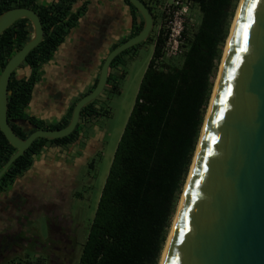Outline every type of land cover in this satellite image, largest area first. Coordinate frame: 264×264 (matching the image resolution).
<instances>
[{
  "label": "trees",
  "instance_id": "16d2710c",
  "mask_svg": "<svg viewBox=\"0 0 264 264\" xmlns=\"http://www.w3.org/2000/svg\"><path fill=\"white\" fill-rule=\"evenodd\" d=\"M76 1L50 0L41 5L36 0H0V13L13 7H28L36 11L43 27L41 41L23 60L31 68L30 73L17 76L14 70L7 85V119L22 138L37 128L57 129L69 121L74 103L67 118L52 125L24 114L22 108L28 104L37 80L34 69L51 59L56 46L75 26L82 9L74 10ZM141 1L152 13L156 0ZM191 1L201 17L193 30L189 27L185 30L184 51L176 56L179 62L161 59L163 35L162 32L155 34L152 56L142 74L75 264L160 262L237 5V0ZM124 2L130 7L132 36L141 29L143 20L128 0ZM152 16L155 22L153 13ZM31 34L32 26L26 18L16 20L0 34V71ZM128 49L116 55L109 68L119 63ZM112 78L108 72L106 85ZM96 82L97 78L91 89ZM98 113L93 99L81 108L71 133L55 139H34L0 177V193L30 165L32 155L42 145L72 142L79 135L80 124ZM15 150L0 131V169Z\"/></svg>",
  "mask_w": 264,
  "mask_h": 264
},
{
  "label": "water",
  "instance_id": "95a60500",
  "mask_svg": "<svg viewBox=\"0 0 264 264\" xmlns=\"http://www.w3.org/2000/svg\"><path fill=\"white\" fill-rule=\"evenodd\" d=\"M128 1L143 20L138 33L106 54L95 86L75 102L66 125L37 128L25 138L8 122L7 85L41 41L43 27L28 7L0 13V34L20 18L32 26L30 39L0 71V131L16 149L0 177L34 139L71 133L81 108L104 89L113 58L148 37L152 13L141 0ZM159 264H264V0L240 1Z\"/></svg>",
  "mask_w": 264,
  "mask_h": 264
},
{
  "label": "rangeland",
  "instance_id": "374dc122",
  "mask_svg": "<svg viewBox=\"0 0 264 264\" xmlns=\"http://www.w3.org/2000/svg\"><path fill=\"white\" fill-rule=\"evenodd\" d=\"M167 1L169 0H156L157 4H154L155 8L152 10V13L155 15V22L148 37L133 45L132 47L134 48L125 51L120 57V62L109 68V72L111 74L113 73V78L95 98V107L99 111L97 116L87 120L81 128V134L72 142L61 145L54 143L45 144L40 150L32 155L30 165L22 170L18 176L16 175L17 179L15 180L14 178V181L8 184L0 194V204L10 203V194H14L13 196H15V188H18L19 191L22 188L26 191V196L28 195L31 197V199L29 198L30 202L28 205H26V198H24L21 204L15 206L16 214L18 216V219H16L18 222L16 221V224L21 226L20 229L26 232L27 236L29 235L31 237V234H40V243L42 242L44 233L47 232V221L50 218L57 217L58 219L65 220V222H67L68 231L73 234L71 239L75 244L73 253L71 254L68 252V256L72 258L73 264H75L78 259L81 245L87 237L88 229L92 222L100 192L107 176L117 142L134 103L142 74L152 56L155 34L160 21V10L162 4ZM36 2L45 5L48 4L50 0H36ZM239 3L240 0H237L228 36ZM200 17V11L197 6L193 4L192 20L188 25L191 30L197 26ZM125 21L127 23L128 19L125 18ZM75 32L76 28L67 32L61 42L54 49L51 59L43 61L41 66L34 69L36 70L38 80L33 87L31 101L22 108L23 113L34 115L40 114V120L47 125H52L55 123L54 120L58 118L59 112L62 110L61 104L59 106L58 103L61 100H55L58 102L57 108H54L56 103L54 102V99H46L45 105L47 107L36 112L34 101L36 102L37 100V92L35 93V91L37 87L42 85V82L44 83V81L50 78L51 75H49V73L51 69L54 70L56 66H59L60 61L67 56L72 45V34ZM227 38L214 77L212 92L217 80ZM107 51L108 46L105 47L104 53ZM166 61L177 63L180 59L179 57L164 59V62ZM30 71L31 68L23 62L16 68L15 73L17 76H24L28 75ZM88 77L87 72L80 77L75 78L68 87L61 90L60 95H62V98L65 95L68 97V100L70 96L73 98L82 97L85 87L88 89V87L92 85ZM211 96L208 106L211 101ZM39 106L44 105L38 104L37 107ZM39 117H37V119ZM2 205H0V210ZM0 217H2L1 213ZM26 254H30L29 258L31 259L35 252L32 251V249H23L22 254L15 255V264H38L34 263V261L25 260Z\"/></svg>",
  "mask_w": 264,
  "mask_h": 264
},
{
  "label": "crops",
  "instance_id": "0c3cea01",
  "mask_svg": "<svg viewBox=\"0 0 264 264\" xmlns=\"http://www.w3.org/2000/svg\"><path fill=\"white\" fill-rule=\"evenodd\" d=\"M73 5L74 10L80 7H82V9L73 27L76 28V32L72 34L74 41L72 40L71 42L70 51L67 56L60 61L59 66H56L54 70L51 69L49 73V75H51L50 78L44 81V83L42 82V85L37 87L35 91V93L37 92L36 99L38 100V104L44 105L37 107V100L36 102L34 101L36 112L47 107L45 105L46 99H54V102H56V99L61 100L59 102L57 101L59 106L61 104L62 110L59 112L58 118L54 120L55 123L67 118L70 106L79 99V97L73 98L70 96L68 100L66 95L62 98V95H60L61 90L68 87L75 78L87 72L89 76L88 79H90L93 85L96 78H98L100 66L106 54L115 44H120L122 40L129 38L133 29L130 7L126 5L124 0H78L73 3ZM125 18L128 19L127 23ZM73 28L69 29V31ZM107 46L108 51L104 53V49ZM38 66H41V64ZM92 85L89 86L88 89L85 87L83 95L90 91ZM31 98L29 101H31ZM57 102L54 108H57ZM26 115L34 116L36 119L40 116V114ZM40 119L41 117L37 120ZM86 122L87 121H84L80 124L79 135L82 132V126H84ZM44 145H42L41 148ZM17 176H15V180ZM25 192L26 191L22 188L20 191L18 188H15V194H21L22 196L26 195Z\"/></svg>",
  "mask_w": 264,
  "mask_h": 264
},
{
  "label": "flooded vegetation",
  "instance_id": "af4514ba",
  "mask_svg": "<svg viewBox=\"0 0 264 264\" xmlns=\"http://www.w3.org/2000/svg\"><path fill=\"white\" fill-rule=\"evenodd\" d=\"M13 195L10 194V203L0 204L2 205L0 210L2 215L0 217V264H15V255L22 254L25 248L35 252L31 259L30 254H26L25 260L27 261H34L38 264H71L72 258L68 256V252L73 253L75 244L71 239L73 234L68 231L67 222L57 217L50 218L47 221V232L44 233L40 243V234L27 236V233L20 229L21 226L16 224L18 216L15 206L21 204L24 198L28 205L31 197L21 196V194Z\"/></svg>",
  "mask_w": 264,
  "mask_h": 264
},
{
  "label": "built area",
  "instance_id": "2783aa9c",
  "mask_svg": "<svg viewBox=\"0 0 264 264\" xmlns=\"http://www.w3.org/2000/svg\"><path fill=\"white\" fill-rule=\"evenodd\" d=\"M191 0H169L162 4L157 33L162 32L161 59L179 56L184 51L185 30L192 20Z\"/></svg>",
  "mask_w": 264,
  "mask_h": 264
},
{
  "label": "bare ground",
  "instance_id": "6f19581e",
  "mask_svg": "<svg viewBox=\"0 0 264 264\" xmlns=\"http://www.w3.org/2000/svg\"><path fill=\"white\" fill-rule=\"evenodd\" d=\"M241 1V0H240ZM156 4H157V2H156ZM240 4V3H239ZM152 5V4H151ZM239 7V6H238ZM237 12H238V9H237ZM237 12H236V14H237ZM236 14H235V17H236ZM233 24H234V20H233V23H232V26H231V31H232V28H233ZM231 31H230V34H231ZM230 34H229V36H228V38H227V42H226V45H225V50H224V54H223V58H222V60L224 59V55H225V52H226V48H227V45H228V42H229V39H230ZM206 118V117H205Z\"/></svg>",
  "mask_w": 264,
  "mask_h": 264
}]
</instances>
